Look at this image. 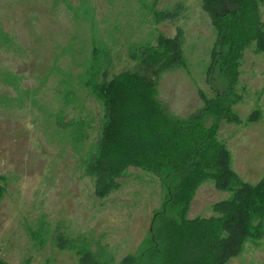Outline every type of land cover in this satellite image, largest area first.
<instances>
[{
    "label": "rangeland",
    "instance_id": "1",
    "mask_svg": "<svg viewBox=\"0 0 264 264\" xmlns=\"http://www.w3.org/2000/svg\"><path fill=\"white\" fill-rule=\"evenodd\" d=\"M177 4L184 10L175 24L158 21L157 13ZM178 28L187 69L160 76L159 101L168 114L187 118L204 105L199 90L211 98L227 87L219 63L210 69L217 32L202 0H0V259L79 264L76 252L91 250L101 264H118L140 256L167 190L158 176L132 167L119 189L95 196L85 163L104 108L86 83L95 48L108 78L131 70L158 79L159 65L134 61L131 50L157 46L161 34L173 38ZM236 91L241 123L221 121L218 138L231 151L232 169L257 184L264 177V54L255 43L245 51ZM257 110L261 118L251 122ZM231 196L205 182L188 218L212 216L213 204ZM58 235L74 250L58 248ZM227 264H264V237L248 240Z\"/></svg>",
    "mask_w": 264,
    "mask_h": 264
},
{
    "label": "trees",
    "instance_id": "2",
    "mask_svg": "<svg viewBox=\"0 0 264 264\" xmlns=\"http://www.w3.org/2000/svg\"><path fill=\"white\" fill-rule=\"evenodd\" d=\"M262 4L264 0H202L217 32L210 69L219 63L227 87L211 98L199 90L204 105L187 118L168 114L158 90L163 73L187 69L181 28L173 38L161 34L157 46L131 50L134 61L159 65L155 80L131 70L108 78L94 49L92 78L86 85L102 102L104 118L96 150L85 168L94 179L95 196L105 198L119 189V180L132 167L158 176L167 190L165 205L154 216L153 231L142 243L140 256L127 255L118 264H227L242 254L248 240L264 237V177L257 184L244 182L232 169L231 151L218 138L221 121L241 123L234 107L240 102L236 85L245 51L255 43L264 54ZM173 10L157 13L158 21L175 24L184 7L177 4ZM102 57L108 62L106 50ZM260 118L257 110L249 120ZM210 180L218 191L232 192L231 198L214 203L212 216L189 219L199 188ZM4 194L0 185V200ZM175 211L177 217H172ZM57 244L62 250H74L62 235ZM76 254L79 264H101L91 250ZM0 264L9 263L0 259Z\"/></svg>",
    "mask_w": 264,
    "mask_h": 264
},
{
    "label": "water",
    "instance_id": "3",
    "mask_svg": "<svg viewBox=\"0 0 264 264\" xmlns=\"http://www.w3.org/2000/svg\"><path fill=\"white\" fill-rule=\"evenodd\" d=\"M153 231V229H151V232Z\"/></svg>",
    "mask_w": 264,
    "mask_h": 264
}]
</instances>
